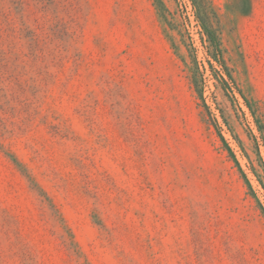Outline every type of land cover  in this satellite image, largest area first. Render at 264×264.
Wrapping results in <instances>:
<instances>
[{"label": "rangeland", "instance_id": "rangeland-1", "mask_svg": "<svg viewBox=\"0 0 264 264\" xmlns=\"http://www.w3.org/2000/svg\"><path fill=\"white\" fill-rule=\"evenodd\" d=\"M0 264H264V0H0Z\"/></svg>", "mask_w": 264, "mask_h": 264}, {"label": "trees", "instance_id": "trees-1", "mask_svg": "<svg viewBox=\"0 0 264 264\" xmlns=\"http://www.w3.org/2000/svg\"><path fill=\"white\" fill-rule=\"evenodd\" d=\"M227 76L229 77V79H231L230 76H229L228 74H227Z\"/></svg>", "mask_w": 264, "mask_h": 264}]
</instances>
